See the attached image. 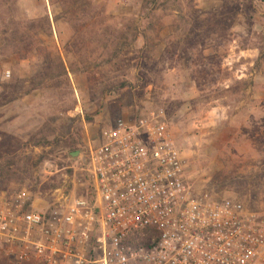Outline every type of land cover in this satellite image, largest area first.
<instances>
[{
    "label": "rangeland",
    "instance_id": "374dc122",
    "mask_svg": "<svg viewBox=\"0 0 264 264\" xmlns=\"http://www.w3.org/2000/svg\"><path fill=\"white\" fill-rule=\"evenodd\" d=\"M151 112L196 193L264 216V0H0V192L85 195L89 145Z\"/></svg>",
    "mask_w": 264,
    "mask_h": 264
},
{
    "label": "built area",
    "instance_id": "2783aa9c",
    "mask_svg": "<svg viewBox=\"0 0 264 264\" xmlns=\"http://www.w3.org/2000/svg\"><path fill=\"white\" fill-rule=\"evenodd\" d=\"M85 195L0 192V264H264V216L196 193L156 112L89 145Z\"/></svg>",
    "mask_w": 264,
    "mask_h": 264
},
{
    "label": "trees",
    "instance_id": "16d2710c",
    "mask_svg": "<svg viewBox=\"0 0 264 264\" xmlns=\"http://www.w3.org/2000/svg\"><path fill=\"white\" fill-rule=\"evenodd\" d=\"M74 3L78 4L79 2H83V0H73ZM62 68L64 69V73L67 74L66 67L62 64Z\"/></svg>",
    "mask_w": 264,
    "mask_h": 264
},
{
    "label": "water",
    "instance_id": "95a60500",
    "mask_svg": "<svg viewBox=\"0 0 264 264\" xmlns=\"http://www.w3.org/2000/svg\"><path fill=\"white\" fill-rule=\"evenodd\" d=\"M80 154V151H77V152H73V153H71V156H77V155H79Z\"/></svg>",
    "mask_w": 264,
    "mask_h": 264
}]
</instances>
